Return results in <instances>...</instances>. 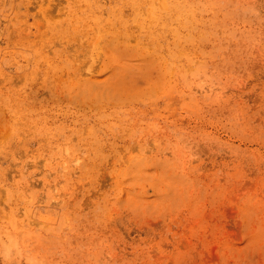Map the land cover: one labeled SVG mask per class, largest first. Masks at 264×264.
Instances as JSON below:
<instances>
[{
  "label": "rangeland",
  "instance_id": "obj_1",
  "mask_svg": "<svg viewBox=\"0 0 264 264\" xmlns=\"http://www.w3.org/2000/svg\"><path fill=\"white\" fill-rule=\"evenodd\" d=\"M0 264H264V0H0Z\"/></svg>",
  "mask_w": 264,
  "mask_h": 264
}]
</instances>
